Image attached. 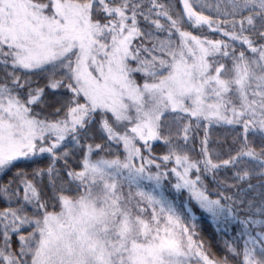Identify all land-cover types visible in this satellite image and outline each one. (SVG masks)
<instances>
[{"label": "snow or ice", "instance_id": "snow-or-ice-1", "mask_svg": "<svg viewBox=\"0 0 264 264\" xmlns=\"http://www.w3.org/2000/svg\"><path fill=\"white\" fill-rule=\"evenodd\" d=\"M0 264H264V0H0Z\"/></svg>", "mask_w": 264, "mask_h": 264}, {"label": "trees", "instance_id": "trees-1", "mask_svg": "<svg viewBox=\"0 0 264 264\" xmlns=\"http://www.w3.org/2000/svg\"><path fill=\"white\" fill-rule=\"evenodd\" d=\"M199 214V213H198ZM201 223L205 226V227H209V225H208V221L206 220V219H203L202 221H201Z\"/></svg>", "mask_w": 264, "mask_h": 264}]
</instances>
